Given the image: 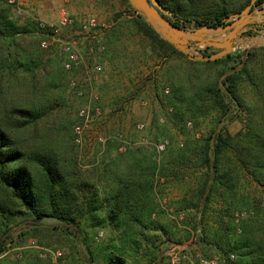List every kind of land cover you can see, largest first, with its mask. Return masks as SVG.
I'll return each instance as SVG.
<instances>
[{"label": "rangeland", "instance_id": "1", "mask_svg": "<svg viewBox=\"0 0 264 264\" xmlns=\"http://www.w3.org/2000/svg\"><path fill=\"white\" fill-rule=\"evenodd\" d=\"M167 1L188 19L222 9L235 13L247 5V0ZM61 7H65L76 20L92 14L105 24L99 38L105 50L98 54L105 67L102 81L97 85L101 112L90 115L81 145L75 142L73 126L79 120L77 111L84 100L71 97L68 91L70 74L61 65L59 49L54 45L48 49L41 46L42 39L50 40L49 32L33 28L36 22L38 26L39 22H55ZM7 14L18 24L28 26V31L16 34L11 40L0 38V124L19 146L52 156L82 190L89 192L96 188L101 195L103 187L111 183L109 176L113 171L110 169L113 158L127 147L148 146L160 162L168 148L207 135L215 128V110L198 119L174 114L175 108L169 99L172 87L166 81L164 71L168 69L169 73L180 76L191 64L185 57L169 51L164 58L161 49L149 45L148 37L137 30L134 23L136 18L143 17L129 0H25L20 12L9 4ZM78 28L76 23L69 33L74 34ZM215 50L210 47L202 51L211 53ZM231 64H212L202 71L215 78ZM161 65L165 70L159 68ZM261 66H264L262 56L255 68L260 69ZM240 92L248 104L254 103L256 96L247 81L240 85ZM17 107H33L36 120L25 124L22 117L12 112ZM245 116L244 112L241 117L234 111L230 112L217 128L224 126L230 134H236L243 127L242 118ZM139 124H143L142 127ZM99 136L106 139L104 143L99 141ZM162 140H167V145L163 151L157 152L153 143ZM187 171L185 181L170 179L164 183V177L155 176L158 209L153 216L162 228L145 229L146 240L140 241L137 251L127 248L125 264H155L158 259L161 264H171L172 255L180 256V264H198V259L203 256L221 257L211 244L212 233L208 234L207 243L195 242L201 233L196 226L198 209L192 206L191 192L197 187L200 170L195 167ZM183 195L187 198L183 199ZM242 195L246 204L238 211L244 212L240 216L251 214L247 210L250 208L264 218V189L244 172L239 185V197ZM209 206L206 213L208 225L202 224L201 230L203 226L207 231L210 226H216L219 212L225 205L213 198ZM31 221L30 216L11 220L0 215V235L8 231L9 242L0 251V264H26L34 256L44 259L36 246L61 250L63 264H102L103 256L112 250L109 225L93 230L81 222L80 226L85 229L83 233L90 234L87 248L76 238L68 239L51 229L61 223L47 217L41 220L43 227L36 231V235H27L18 243L17 235L25 232ZM97 231L102 234L98 241H94ZM187 240L191 243L184 250H171V245L177 246L180 244L178 241Z\"/></svg>", "mask_w": 264, "mask_h": 264}, {"label": "trees", "instance_id": "2", "mask_svg": "<svg viewBox=\"0 0 264 264\" xmlns=\"http://www.w3.org/2000/svg\"><path fill=\"white\" fill-rule=\"evenodd\" d=\"M158 1L176 15L174 23L179 26L184 24L182 19L193 21L197 26L220 25L231 14L222 9L188 19L169 1ZM249 2L247 0V4ZM262 2L264 0H257L256 4ZM8 7V0H0V38L11 40L16 34L27 32L28 26H22L11 18L7 14ZM134 23L136 29L148 37L149 45L161 49L164 57L169 51L185 57L191 64L180 76L169 73L168 69L164 71L165 79L172 87L169 99L175 108L174 114L198 119L215 110V128L207 135L168 148L160 162H157L154 150L145 145L130 146L117 152L110 164L113 170L109 176L111 183L103 187L100 195L96 188L89 192L82 190L80 184L70 179L47 152L19 146L0 124V215L11 220L19 216L31 217L29 227L17 235L18 243L27 235H36V231L43 227L41 220L46 217L61 223L51 229L68 239L76 238L87 248L90 234L83 233L85 229L80 226L81 222L93 230L109 225L112 250L109 249L103 256L102 264H125L124 256L129 252L127 248L137 251L140 241L146 240L145 229L162 228L153 216L158 209L155 176L164 177V183L170 179L185 181L187 170L198 167V184L191 192L194 199L192 206L198 209L196 226L201 233L195 242L207 243L205 240L212 233L211 244L221 257L227 255L229 260L232 254L235 264H264V218L250 208L247 210L251 214L235 216L246 204L245 196L239 197L242 172L264 189V66L255 68L258 59L264 57V45L235 50L216 60H194L162 38L145 20L138 17ZM33 28L40 29L37 22ZM230 62L232 64L222 69L215 78L202 71L212 64L226 66ZM244 81L248 82L256 96L253 104H248L240 92ZM233 111L238 117L245 113L243 127L236 134H230L224 126L217 128ZM12 112L22 117L25 124L37 118L33 107H17ZM185 197L182 196L183 199ZM213 198L223 201L225 206L219 212L216 226H210L208 231L203 226L201 230L202 224L208 225L206 213ZM7 232L3 231L4 234L0 235V251L9 243ZM97 233L94 241L99 240L96 239ZM160 261L158 259L154 263L161 264ZM26 264L54 263L49 258L34 256Z\"/></svg>", "mask_w": 264, "mask_h": 264}, {"label": "built area", "instance_id": "3", "mask_svg": "<svg viewBox=\"0 0 264 264\" xmlns=\"http://www.w3.org/2000/svg\"><path fill=\"white\" fill-rule=\"evenodd\" d=\"M8 3L20 12L25 5V0H8ZM253 7L252 10L256 12L257 19L255 25L259 29H264V2L255 4ZM76 23L79 26L78 30L74 34L69 33ZM104 25L97 16L92 14L76 20L65 7L59 9L55 22H39L40 29L48 31L50 35V40L45 38L40 41L41 46L48 49L54 45L59 49L61 65L70 74L67 81L68 91L71 97L84 100V103L77 111L79 120L73 126L75 142L80 145L82 144L84 129L90 119V115L100 114L101 112V107L98 103L100 96L97 85L102 81L105 67L104 63L100 61L98 54L105 48L99 42ZM142 125L139 124V127H142ZM116 138L120 139V136H116ZM98 139L103 143L106 140L103 136H99ZM166 145L167 140L153 143L157 152L163 151ZM243 214L244 212H236L235 216L239 217ZM101 234V232H98L96 239H99ZM189 243H191V240H187L177 246L171 245V250L178 248L182 251ZM36 247L39 249L41 257L49 258L54 264H63L61 250L42 246ZM180 260V256L177 255H172L170 258L171 264H180ZM198 264H235V262L234 256L231 254L229 260L219 256H211L209 258H200Z\"/></svg>", "mask_w": 264, "mask_h": 264}, {"label": "water", "instance_id": "4", "mask_svg": "<svg viewBox=\"0 0 264 264\" xmlns=\"http://www.w3.org/2000/svg\"><path fill=\"white\" fill-rule=\"evenodd\" d=\"M136 12L166 41L194 60H216L235 50L264 45V29L256 27L255 11L251 8L257 0L240 11L225 17V25H200L193 21L179 26L176 15L158 0H129ZM252 30L251 32H247ZM247 32V33H246ZM215 48L211 53L202 49Z\"/></svg>", "mask_w": 264, "mask_h": 264}, {"label": "crops", "instance_id": "5", "mask_svg": "<svg viewBox=\"0 0 264 264\" xmlns=\"http://www.w3.org/2000/svg\"><path fill=\"white\" fill-rule=\"evenodd\" d=\"M164 58H167V57H164ZM164 67H165L164 65L159 66V68H160L161 70H165Z\"/></svg>", "mask_w": 264, "mask_h": 264}, {"label": "flooded vegetation", "instance_id": "6", "mask_svg": "<svg viewBox=\"0 0 264 264\" xmlns=\"http://www.w3.org/2000/svg\"><path fill=\"white\" fill-rule=\"evenodd\" d=\"M185 24V23H184ZM225 24H227V21H225V23H223V24H221V25H225Z\"/></svg>", "mask_w": 264, "mask_h": 264}]
</instances>
